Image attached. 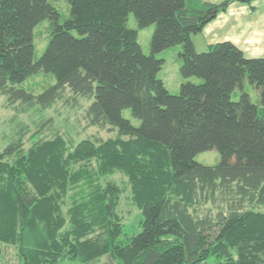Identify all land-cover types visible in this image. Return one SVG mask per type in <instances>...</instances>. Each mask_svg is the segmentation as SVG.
<instances>
[{"label": "trees", "instance_id": "1", "mask_svg": "<svg viewBox=\"0 0 264 264\" xmlns=\"http://www.w3.org/2000/svg\"><path fill=\"white\" fill-rule=\"evenodd\" d=\"M232 1L67 0L61 20L48 0H0L7 102L49 107L68 89L73 102L92 98L90 124L116 129L72 143L58 132L43 136V120L27 146L26 129L17 130L0 150V253L12 245L18 264H264V56H247L230 40L205 51L191 41ZM129 12L138 28L153 24L148 53ZM44 18L48 40L33 59V27ZM173 45L185 77L176 92L157 76L156 53ZM41 69L53 84L38 93L18 85ZM125 107L138 125L122 116ZM210 148L218 162L194 159ZM115 171L140 211V229L123 239L124 187L104 179Z\"/></svg>", "mask_w": 264, "mask_h": 264}, {"label": "rangeland", "instance_id": "2", "mask_svg": "<svg viewBox=\"0 0 264 264\" xmlns=\"http://www.w3.org/2000/svg\"><path fill=\"white\" fill-rule=\"evenodd\" d=\"M48 1L58 9L61 20L68 16L69 4L67 0ZM127 24L130 27L137 28V40L142 51L148 53L153 24L138 28L132 12H129L127 15ZM49 32V21L46 18L41 19L33 27V59H37L42 53L47 43ZM178 49L179 45H173L163 48L156 53V56L163 58V63L157 72V76L162 79L165 87L171 92H176L180 82L185 80V77L181 76L178 69ZM187 78L194 82L200 81V78L197 76H189ZM54 82L55 78L53 74L41 69L26 76L18 85L30 92L38 93ZM244 88L249 93L250 99L258 103L259 96L253 86L245 82ZM238 96L239 90L236 88L231 93V98L237 99ZM73 98V93L66 89L63 92V96L49 107L41 108L38 105H34L26 110H19L13 104L7 102L5 94H0V150L16 136L17 130L20 128H25L27 131L23 137L24 145L27 146L30 141V138H28L30 132L43 120H48V123L44 124L45 128L41 133L44 134L43 136H50L58 132L68 142L72 143L84 137L104 139L115 134L116 129L106 130L88 122L86 108L92 98L76 95L75 102H73ZM121 114L128 118L133 125H138L139 119L131 113L130 108H123ZM219 158V152L215 148L202 150L194 155L195 160L204 164H214L218 162ZM104 179L112 180L124 187L117 206V212L121 217L124 227V234L120 236V239H123L125 234L130 235L140 229L138 225L140 211L131 199L129 186L122 173L115 171L105 176ZM260 209L264 211V206H261ZM1 251L0 264H18L15 248L12 245L2 246Z\"/></svg>", "mask_w": 264, "mask_h": 264}, {"label": "crops", "instance_id": "3", "mask_svg": "<svg viewBox=\"0 0 264 264\" xmlns=\"http://www.w3.org/2000/svg\"><path fill=\"white\" fill-rule=\"evenodd\" d=\"M221 40L232 41L247 56H264V0L232 1L206 22L200 32L191 35L196 51H205L210 43Z\"/></svg>", "mask_w": 264, "mask_h": 264}]
</instances>
